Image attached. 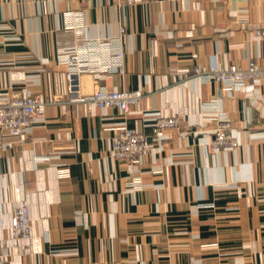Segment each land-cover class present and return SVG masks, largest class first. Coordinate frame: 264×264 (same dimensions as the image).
<instances>
[{"label":"crops","instance_id":"0c3cea01","mask_svg":"<svg viewBox=\"0 0 264 264\" xmlns=\"http://www.w3.org/2000/svg\"><path fill=\"white\" fill-rule=\"evenodd\" d=\"M257 30L264 0H0V95L51 101L24 142L0 149V264H264V79L229 90L194 76L264 63ZM64 46L85 59L77 80ZM98 86L144 97L125 116L77 101ZM156 112L180 118L159 150L136 171L114 160L118 127L152 139ZM221 116L239 145L214 151ZM24 199L33 237L12 242Z\"/></svg>","mask_w":264,"mask_h":264},{"label":"built area","instance_id":"2783aa9c","mask_svg":"<svg viewBox=\"0 0 264 264\" xmlns=\"http://www.w3.org/2000/svg\"><path fill=\"white\" fill-rule=\"evenodd\" d=\"M155 0H114L119 5H133L139 2ZM124 32V29L120 30ZM258 34L264 35V30H257ZM78 42V41H77ZM66 56V77L69 81L76 80L79 75L87 71L83 64L85 60L78 46H64L60 48ZM122 57V53H118ZM97 77L98 74H95ZM194 76L199 79L214 80L224 84L229 90L241 87L253 86L264 79V63L250 60L246 65L228 64L222 67L210 69L196 68ZM144 97L141 89L121 90L108 89L98 86L91 94L78 96L79 102H85L90 107L107 110L117 108L121 115L130 114L138 106ZM51 103L42 95H35L30 91L14 94L0 95V149L5 150L16 143L24 142L33 132L35 126L46 121L47 107ZM154 122L153 137L149 138L136 127L123 124L118 127L117 134L112 138L111 154L114 160L127 162L134 171L141 160L151 153L159 150V146L169 135V129L177 128L180 118L177 114L156 112L151 117ZM231 121L226 117L218 118L215 136L210 139V148L214 151L234 149L239 141L232 132ZM60 158V152L55 151L45 157L46 161ZM33 218L27 199L14 208L8 226L12 242H30L33 237ZM3 255L1 258L7 256Z\"/></svg>","mask_w":264,"mask_h":264}]
</instances>
